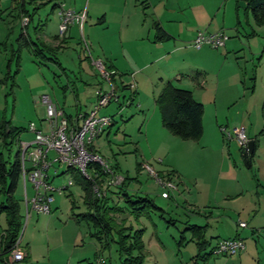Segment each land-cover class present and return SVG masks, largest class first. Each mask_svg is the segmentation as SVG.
Here are the masks:
<instances>
[{"label":"rangeland","instance_id":"374dc122","mask_svg":"<svg viewBox=\"0 0 264 264\" xmlns=\"http://www.w3.org/2000/svg\"><path fill=\"white\" fill-rule=\"evenodd\" d=\"M88 1L84 0V3L87 5ZM56 2L53 0L42 6L32 16L26 31L33 41L39 37L43 41L44 35L59 37L58 10L52 9ZM89 2L90 6L96 3L98 7L105 3L103 0ZM18 3L19 0H0V125L6 121V130L18 128L21 130L20 140L30 143L33 140V134L27 130L30 123L38 129H45L43 95L66 113L73 114L76 104L88 112L94 103L95 90L105 91L111 85L94 65L100 57L96 42L91 44L82 28L77 29L71 38L65 35L66 43L54 53V59L36 57L30 48L21 49L18 72L14 75L16 61L12 49L17 48V37L24 26V17H18ZM27 9L31 11V7ZM241 10L237 38L244 47L235 55H227L223 62H209L211 72L205 77L204 88L186 81L189 85L185 87L193 90L196 97L197 94L206 96L202 98L206 110L200 139L184 141L162 127L151 91H143L142 112V108L136 110L138 101L128 105L131 91L122 90L120 82V79L124 83L128 80L126 73L115 75L111 82L113 87L120 88L117 91L119 101H112L100 110L101 115L112 117L113 124L93 142L94 152L123 178L129 194L146 197L159 208L148 207L137 220L127 214L116 215L118 222L125 219L126 224L134 229H143L144 264H222L224 260L229 261L233 256L223 258L211 254L207 259L196 258L198 233L190 226L209 225L206 234L200 233L211 242V246L205 248L208 253L211 247H215L217 237L225 230L231 231L233 225L243 219V213L251 209L245 210L247 205L258 203L264 212V25H254L250 12L244 7ZM39 24L40 30L35 32ZM186 88L182 86V89ZM213 98L217 106V124L212 112ZM220 128L224 129L223 133ZM239 128L256 137L251 169L241 165L239 146L232 134ZM10 142V136L4 142L0 135L2 159L11 162L19 150V142L17 138ZM49 156L53 157L54 153L50 152ZM143 165H149L159 178L174 185L168 199L161 198L163 190L142 168ZM54 169L60 174L57 177L53 175ZM65 170V165L58 164L49 169L51 186L63 187L68 180L73 185L61 195L51 193L53 202L49 215L29 213L28 218L20 176L13 197L21 216L20 240L23 245H29L30 257L12 264H77L78 259H93L99 246L89 236L90 224L80 221L81 224L77 225L68 220L73 213L86 211L80 186L83 178L75 169L61 174ZM258 181L263 186L261 190L257 189ZM31 194L28 182L26 200L32 198ZM71 201L75 206L73 210ZM209 212H212L211 217ZM0 216L1 235L5 221L4 214ZM76 236L78 245L73 241ZM101 257L104 261L99 259L98 264H118L115 245L102 250Z\"/></svg>","mask_w":264,"mask_h":264},{"label":"crops","instance_id":"0c3cea01","mask_svg":"<svg viewBox=\"0 0 264 264\" xmlns=\"http://www.w3.org/2000/svg\"><path fill=\"white\" fill-rule=\"evenodd\" d=\"M89 1L86 5L84 0H60L64 9L75 12H86V20L82 27V33L85 34L86 32V38L91 44L96 42L100 53L97 61L102 62L106 69L114 76L118 77L125 73L127 74L128 80L125 83L120 79L122 83L121 89L125 84L128 85L132 82L136 85L133 102L134 100L138 101L136 110L142 108L141 112L144 110V107H142V102L144 101L143 91H151L153 105L155 106V98L168 82L180 89H182V86L186 88L185 86L189 85L186 81H192L198 87L204 88L206 84L205 77L211 72V68L209 69L210 63L213 64L214 62L218 64L219 60L223 62L228 58L227 55H235L244 47L241 46V42L237 38L241 27L240 13L242 10L238 6V2L241 0H103L105 3L100 7H98L99 5L96 6V3L90 6L91 2ZM55 9L58 10L59 14L58 6ZM57 19L59 24V16ZM155 23L161 28L159 36L156 35L153 29ZM39 26L40 24L35 27L37 29L35 32L40 30ZM77 29L79 27L73 24L69 26L62 38L58 36L47 37L46 35H44L43 41L42 37L37 38L44 46L49 47L46 48V59L51 57L48 51H51L52 55H54L58 50L56 49L57 46L61 47L65 45L67 39L65 35L67 34V37L71 38ZM227 30L229 32H226ZM199 31L209 34L224 31L229 37L224 47L220 49L213 50L203 47L195 50L191 43ZM96 35H98V38H96ZM9 66L10 62L8 63ZM115 88L117 91L118 89L120 90L118 87ZM191 93L194 100L203 105V121L206 109L202 98H206V96L197 94L196 97L193 90ZM214 100L215 98H213V101L211 100L212 107L214 108L212 112L215 115L214 119L217 124L218 119L215 114L217 113V110H215L217 106ZM55 106L58 108L57 104ZM58 109L62 110L65 116L70 119H73L77 113H86V111H82L79 104L75 105L73 114L66 113L62 108ZM247 137L250 141L256 140L255 135L251 137L250 134H247ZM20 142L23 141L19 137L18 148ZM92 148L94 147L92 146ZM56 171L55 175L53 171L54 177L60 175L58 170ZM48 181L50 182L51 178ZM23 186L24 193L27 195V183L24 184L23 182ZM262 188L261 182L258 181L257 189L261 190ZM31 190L32 196L34 193L32 186ZM2 195L0 192V203L4 201V196L2 197ZM249 208L251 209L247 213L244 212L243 216L241 215L243 219H239L233 225L231 231L226 232L225 230L222 236L217 237V242L238 237L242 239L245 245V249L242 252L231 257L232 259L229 261L224 260L222 264H264V212L261 210L260 205L255 202L247 205L245 210ZM211 214L212 212H209L210 217ZM209 216L208 218H210ZM222 217L224 218V215ZM68 220L69 223L81 224L72 215ZM239 222L245 223L246 226L244 228L239 227ZM193 226L204 227L202 229L204 234L209 230L207 229L209 227L208 224ZM194 231L199 234L197 229ZM203 238L206 244L201 254H208L210 251L206 253L205 248L207 245L211 246V242L205 236ZM21 240L19 242V249L24 253L22 261H26L30 257L29 245H23ZM73 241L76 245L78 241L77 236L74 237ZM3 248L4 246L0 244V255ZM213 248L214 246L211 247V250ZM197 254L195 255L196 258H198ZM8 257L6 259L7 262L9 261ZM221 257L226 258L227 256ZM83 260L88 259H78L77 264ZM217 261L222 262L221 260ZM0 264L6 263L0 261Z\"/></svg>","mask_w":264,"mask_h":264},{"label":"trees","instance_id":"16d2710c","mask_svg":"<svg viewBox=\"0 0 264 264\" xmlns=\"http://www.w3.org/2000/svg\"><path fill=\"white\" fill-rule=\"evenodd\" d=\"M52 1L53 0H19V6L17 7L19 12L18 17L20 19L22 17L27 18V24L21 28L18 34L17 41L19 44L17 48L12 50V56H14L16 61L14 75L18 72L21 49L30 48L36 57L41 56L46 59V48L49 47L44 46L38 39H36L37 41H33L27 34L26 28L32 21V16L36 11ZM243 2L245 3L244 10L250 12L254 25L263 26L264 0H243ZM28 6L31 7V11L27 9ZM56 7L57 4H54L52 9ZM153 29L156 35L159 36L161 31L159 25L155 23ZM35 30L37 29L35 28ZM59 48L60 46L56 47V49ZM48 53L51 55V58L54 59L51 51H48ZM51 58L47 59L50 60ZM110 77L111 81H113L114 75L112 73H110ZM126 89H128L127 85L122 87V90ZM134 95L135 93L131 94L130 101L134 98ZM155 106L159 111L162 127L168 130L170 134L184 141H197L200 139L203 133V105L194 100L191 91L174 87L168 82L165 88L155 98ZM6 127L7 122L3 121L0 125V135L3 141L6 142L7 137L10 136V143L16 138L19 142L18 137L21 130L14 127L6 130ZM255 149L256 140H253V153H250L249 150L239 148L242 164L247 169L252 168ZM89 151L95 153L92 147L89 148ZM71 169L72 168L68 167L63 173H67ZM86 171L90 175L89 179L80 174L83 178L80 186L83 191V203L86 207V211L77 214L73 213L72 216L77 222L86 221L90 224L92 230L89 232V236L97 242L99 248L94 253L92 260H83L79 262V264H98L97 261L99 259L103 260L101 251L109 248L111 244L115 245L118 255V264H144L145 251L141 240L143 229H134L132 226L126 224L125 219L118 222L116 220V215L127 214L133 216V218L137 220L146 213L148 207H153L155 209L159 208L146 197L130 195L124 187V180L119 187L106 188L104 191L101 190L105 175L98 165L92 166L89 164ZM20 176L21 151H17L11 162L2 159V155L0 154V192L4 196V201L0 203V214H4L6 224L0 236V244L4 246L2 254L0 255V261L6 264H9L6 259L10 250L20 238L22 227L19 206L13 197ZM94 184L105 193L104 196L98 197L95 195L92 189ZM120 203L124 206L120 205ZM71 206L73 210L75 208L73 201H71ZM203 228L204 227L190 226V229H197L199 232L197 241L195 242L198 251L197 256H201L205 259V257L211 255L212 252L201 254L206 244L203 235H200Z\"/></svg>","mask_w":264,"mask_h":264},{"label":"built area","instance_id":"2783aa9c","mask_svg":"<svg viewBox=\"0 0 264 264\" xmlns=\"http://www.w3.org/2000/svg\"><path fill=\"white\" fill-rule=\"evenodd\" d=\"M59 8V24L58 33L62 38L67 32L69 26L76 24L79 29L82 28L86 20V12H75L63 8L60 0H57ZM23 25L27 23V18H23ZM228 40L224 31H218L213 34L205 32H197L191 45L195 50L203 47H208L213 50L224 47ZM100 75L111 85L108 90L97 89L94 92V103L92 108L86 113H77L73 119L65 116L62 110L58 109L47 95L41 97V104L45 107V129H38L33 123L28 125V131L33 134V140L30 143L20 142L19 150L21 151V177L25 183H30L33 188V196L26 200V218L29 213L49 215L51 213V203L53 202V192L59 195L70 188L73 183L68 180L65 186L53 188L48 181V171L54 165H65L66 168L78 170L79 173L89 179L90 175L86 171L89 164L98 165L105 175L103 187L116 188L122 185L123 178L120 177L116 170L107 165L97 154L89 151L93 142L104 134L111 126L113 120L111 116L101 115L100 110L107 107L112 101L118 102L119 97L117 90L111 84L110 73L107 71L104 64L100 61L94 62ZM131 94L136 92V85L132 82L127 85ZM130 94V96H131ZM130 96L127 98L128 105L133 104V99L130 101ZM124 98V96H123ZM223 133L224 129L220 128ZM233 136L239 148L248 150L249 139L246 132L242 129H234ZM231 137V134H228ZM53 152L54 156H49ZM26 163L28 166H26ZM150 176H152L159 184L163 192L162 199H168L170 193L175 189L174 185L167 179L159 178L154 173L149 165H143ZM57 173L54 170V175ZM93 192L96 196H104L105 193L98 189L94 184ZM239 227L244 228L245 223L240 222ZM20 238L15 246L10 250L8 262L17 263L24 259V253L19 249ZM245 249L242 239L235 237L220 240L211 250L213 255L217 256H236Z\"/></svg>","mask_w":264,"mask_h":264},{"label":"water","instance_id":"95a60500","mask_svg":"<svg viewBox=\"0 0 264 264\" xmlns=\"http://www.w3.org/2000/svg\"><path fill=\"white\" fill-rule=\"evenodd\" d=\"M239 5H240V7H245V3L244 2H241ZM248 150H249L250 153H253V141H249Z\"/></svg>","mask_w":264,"mask_h":264}]
</instances>
